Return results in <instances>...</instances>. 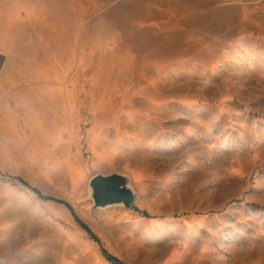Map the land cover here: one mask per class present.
I'll return each mask as SVG.
<instances>
[{
	"label": "rangeland",
	"instance_id": "374dc122",
	"mask_svg": "<svg viewBox=\"0 0 264 264\" xmlns=\"http://www.w3.org/2000/svg\"><path fill=\"white\" fill-rule=\"evenodd\" d=\"M12 3L53 90L0 145V264H264V0ZM113 172L133 208L94 206Z\"/></svg>",
	"mask_w": 264,
	"mask_h": 264
},
{
	"label": "crops",
	"instance_id": "0c3cea01",
	"mask_svg": "<svg viewBox=\"0 0 264 264\" xmlns=\"http://www.w3.org/2000/svg\"><path fill=\"white\" fill-rule=\"evenodd\" d=\"M0 1L4 2L0 5V145H5L21 137V130L38 128V96L53 89L49 90L47 79L5 51L9 41L5 18L15 11L12 0Z\"/></svg>",
	"mask_w": 264,
	"mask_h": 264
},
{
	"label": "water",
	"instance_id": "95a60500",
	"mask_svg": "<svg viewBox=\"0 0 264 264\" xmlns=\"http://www.w3.org/2000/svg\"><path fill=\"white\" fill-rule=\"evenodd\" d=\"M89 192L95 207L124 205L131 209L136 201L129 177L119 172L94 174L89 179Z\"/></svg>",
	"mask_w": 264,
	"mask_h": 264
},
{
	"label": "trees",
	"instance_id": "16d2710c",
	"mask_svg": "<svg viewBox=\"0 0 264 264\" xmlns=\"http://www.w3.org/2000/svg\"><path fill=\"white\" fill-rule=\"evenodd\" d=\"M34 190H35V189H34ZM35 191H37V190H35ZM37 192H38V191H37ZM43 198H44V199H49V200H54V201H58V202H62V203H64V204L66 205V207L72 212V215L74 216L76 222H77L82 228H84V229L87 230L89 233H91V231H90L89 227L87 226V224H85V223H84V222H83V221H82V220H81V219L75 214L73 208H72L67 202H64V201H62V200L56 199V198H54V197H52V196H44ZM142 213H143V215H145V216L148 215L147 212H145V211H143ZM103 251H104V254L107 256V258H108L109 260H111L113 264H127V263H125L124 261L118 259L117 257H115V256H113V255H111V254H109V253L106 252L105 250H103Z\"/></svg>",
	"mask_w": 264,
	"mask_h": 264
}]
</instances>
